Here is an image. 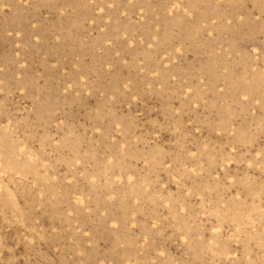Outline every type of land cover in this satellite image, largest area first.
I'll return each instance as SVG.
<instances>
[{"label":"rangeland","instance_id":"rangeland-1","mask_svg":"<svg viewBox=\"0 0 264 264\" xmlns=\"http://www.w3.org/2000/svg\"><path fill=\"white\" fill-rule=\"evenodd\" d=\"M0 264H264V0H0Z\"/></svg>","mask_w":264,"mask_h":264}]
</instances>
